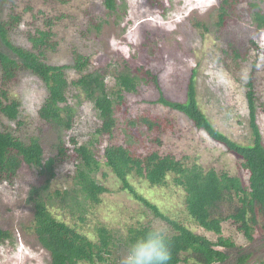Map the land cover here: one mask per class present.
Here are the masks:
<instances>
[{
	"label": "rangeland",
	"instance_id": "rangeland-1",
	"mask_svg": "<svg viewBox=\"0 0 264 264\" xmlns=\"http://www.w3.org/2000/svg\"><path fill=\"white\" fill-rule=\"evenodd\" d=\"M116 10L109 11L103 0H13L2 7L6 18L11 7L23 14V22L12 35L14 43L29 48L27 37L38 28L46 29L47 20H56L51 28L55 51L47 53L51 65L65 66L69 83L79 74L73 69L75 53L89 57V70L107 72L110 91H116L115 77L123 71L134 73L146 67L159 78L160 88L142 86L136 94H124V106L116 113L117 125L112 138L98 136L101 123L93 104L84 95L70 88L68 103L75 109L72 130L58 133L39 118L38 112L48 93L43 82L29 72H24L9 86L13 100L20 103V116L10 121L0 115V132H9L28 143L37 138L44 150L45 159L56 155L58 135L67 148L74 139L79 145H89L100 158L107 145L117 144L147 154L158 151L186 158L188 165L198 164L205 170L240 177L247 186L249 176L240 170L241 161L213 142L204 132L194 128L182 114L158 103L161 96L173 102H186L187 87L193 71L197 98L201 110L223 134L241 145L252 144L246 85L253 72L255 89L259 97L257 122L264 142V30L258 31L246 12L247 3H256L264 11V0H242L227 26L218 30L217 9L221 0H115ZM31 7V10L26 9ZM207 28V29H205ZM232 43L246 54L234 62L233 56L223 53ZM1 88V84H0ZM168 118L170 126L162 135L150 133L129 122L140 115ZM159 138L161 145L154 143ZM50 190H71L75 175L72 160L58 165ZM109 193L102 195L100 205L85 204L51 209L54 216L77 228L89 239L96 241V229L107 228L114 237V246L107 264H119L128 244L129 229L163 227L169 236L172 227L164 219L121 191V184L112 172L103 167L96 176ZM135 190L159 212L187 227L193 233L216 243L219 237L230 239L238 247L253 251L249 264H264V234L255 233L249 242L232 220L222 224L221 236L197 225L188 215L186 197L176 186L173 177L165 187H152L143 179L130 178ZM45 177L38 169L24 166L13 185L0 183V229L11 234L12 239L0 246V264H50L49 253L43 249L33 231L34 209L29 203V193L34 187L44 185ZM239 206L226 205V214ZM184 264V263H182ZM189 264H192L191 262Z\"/></svg>",
	"mask_w": 264,
	"mask_h": 264
},
{
	"label": "trees",
	"instance_id": "trees-1",
	"mask_svg": "<svg viewBox=\"0 0 264 264\" xmlns=\"http://www.w3.org/2000/svg\"><path fill=\"white\" fill-rule=\"evenodd\" d=\"M13 0H0V115L10 121L20 116V103L11 98L9 86L24 72L39 78L47 89V97L42 104L39 118L58 130V133L72 130L75 109L68 103L67 92L72 87L80 91L86 100L93 104L100 127L98 136L113 137L117 125L116 113L124 106V94H136L142 86L154 85L160 88L159 78L146 67H139L132 73L123 71L116 75L117 90L110 91L107 72L89 70L91 60L75 53L73 69L79 78L69 83L66 67L51 65L47 53L55 51L51 28L54 20H47L46 29L38 28L29 33V48L18 45L12 35L23 22V14L13 6L6 18H2V7ZM53 1V0H44ZM64 3L71 0H60ZM153 3L159 0H151ZM106 8L116 10L115 0H103ZM243 3L242 0H221L217 9L218 30H223L232 20L233 14ZM31 10V7L26 9ZM246 12L258 31L264 30V11L256 3H247ZM207 29V28H205ZM223 53L233 56L238 62L246 57L245 52L230 43ZM193 71L187 87L186 102H173L161 96L158 103L185 116L195 129L204 132L213 142L221 145L228 153L241 161L239 168L248 174L245 186L240 177L227 173L218 174L216 170H205L198 164L188 165L186 158L179 159L173 154L151 151L138 153L123 145H107L99 158L89 145H79L74 139L73 147L67 148L62 136L58 135L56 155L45 159L44 150L37 138L28 143L22 142L9 132H0V183L13 185L18 173L24 166L38 169L45 177L44 185L34 187L29 193V203L33 205V231L40 244L51 258L50 264H107L114 246V237L105 227L96 229L97 240L93 241L77 228L58 220L51 209L75 206L83 210L85 204L100 205L102 195L109 193L96 178L103 167L109 169L121 184V191L129 193L135 200L149 208L155 216L168 222L174 234L170 237L171 260L169 264H249L253 251L238 247L230 239L219 237L216 243L190 231L184 225L164 217L156 206L142 197L131 184L130 178L137 177L152 187H165L173 177L176 186L183 189L189 217L201 228L218 236L222 234V224L232 220L249 242H254L257 230L264 234V142L257 122L259 97L255 89L253 72L246 85V100L250 115L252 144L241 145L220 132L201 110L197 98V86ZM168 118L143 114L129 122L132 127H140L150 133L162 135L170 126ZM154 143L161 145L159 138ZM72 160L75 165L73 188L61 193L51 191L50 185L55 178V170ZM239 206L233 213L226 214L225 206ZM150 227L129 229L127 244L142 235ZM9 232L0 229V246L10 241Z\"/></svg>",
	"mask_w": 264,
	"mask_h": 264
},
{
	"label": "clouds",
	"instance_id": "clouds-1",
	"mask_svg": "<svg viewBox=\"0 0 264 264\" xmlns=\"http://www.w3.org/2000/svg\"><path fill=\"white\" fill-rule=\"evenodd\" d=\"M170 237L163 227L151 226L132 241L119 264H169Z\"/></svg>",
	"mask_w": 264,
	"mask_h": 264
}]
</instances>
